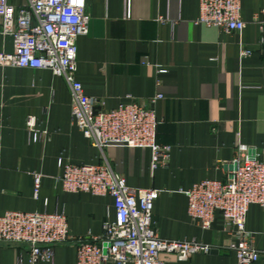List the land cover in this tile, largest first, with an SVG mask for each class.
I'll return each instance as SVG.
<instances>
[{
	"label": "crops",
	"instance_id": "1",
	"mask_svg": "<svg viewBox=\"0 0 264 264\" xmlns=\"http://www.w3.org/2000/svg\"><path fill=\"white\" fill-rule=\"evenodd\" d=\"M240 6L246 27L226 34L198 23L199 0H85L89 22L76 42L75 79L105 110L162 95L156 140L170 148L165 167L152 169L148 150L93 147L71 120L63 78L0 67V216L62 213L70 235L101 236L103 223L115 218L113 199L65 192L58 161L107 162L127 187L160 191L153 221L161 239L195 241L213 251L187 261L161 254L165 264H237L221 215L202 230L188 216L185 192L205 180H228L240 147L248 158L264 156V26L256 21L263 0H240ZM2 50L11 53L12 41L0 35ZM34 176L40 178L37 198ZM246 230L264 251L261 207L250 206ZM53 249L43 264L77 263L73 244ZM0 264H30L28 246L0 242Z\"/></svg>",
	"mask_w": 264,
	"mask_h": 264
},
{
	"label": "built area",
	"instance_id": "2",
	"mask_svg": "<svg viewBox=\"0 0 264 264\" xmlns=\"http://www.w3.org/2000/svg\"><path fill=\"white\" fill-rule=\"evenodd\" d=\"M199 11V24L226 34L241 33L246 27L240 17V0H199ZM260 17L256 21L262 28L264 0ZM88 22L85 0H0V35L12 41L11 53L0 51V67L44 69L63 78L71 92V120L93 147L100 151L109 147L148 150L151 168L165 167L170 148L156 140L159 122L155 106L162 95L105 110L102 102L85 96L76 81V42L87 31ZM247 55V50H241V56ZM33 126V120H28L29 130ZM244 151L239 148L228 180L202 181L185 195L191 222L209 230L215 214H220L237 264H253L264 258V251L254 248L246 217L252 205L264 210V156L248 158ZM58 167V180L65 192L111 197L115 218L103 223L101 236L75 237L62 213L6 212L0 216V242L28 246L30 264L50 262L54 246L66 243L76 248V264H165L161 254L187 261L210 250L195 241L161 239L153 221L160 191L127 187L124 177L107 162L90 166L59 160ZM39 181L34 176L35 198Z\"/></svg>",
	"mask_w": 264,
	"mask_h": 264
},
{
	"label": "water",
	"instance_id": "3",
	"mask_svg": "<svg viewBox=\"0 0 264 264\" xmlns=\"http://www.w3.org/2000/svg\"><path fill=\"white\" fill-rule=\"evenodd\" d=\"M207 253H213V251L212 250H208V252Z\"/></svg>",
	"mask_w": 264,
	"mask_h": 264
}]
</instances>
